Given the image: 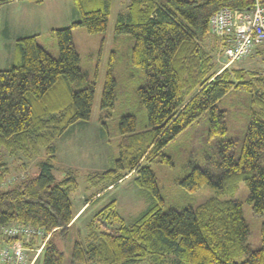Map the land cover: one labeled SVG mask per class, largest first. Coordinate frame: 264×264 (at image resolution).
Segmentation results:
<instances>
[{"label":"trees","instance_id":"obj_1","mask_svg":"<svg viewBox=\"0 0 264 264\" xmlns=\"http://www.w3.org/2000/svg\"><path fill=\"white\" fill-rule=\"evenodd\" d=\"M13 1L0 0V7ZM71 1L78 18L68 27L49 32L57 42V58L38 43V35L25 36L15 41L14 62L0 70V152L44 157L37 162L36 176L25 177L11 188L1 184L6 170L0 159V229L18 224L49 235L38 255L40 264H64L66 243L77 220L70 198L78 188L75 176L56 180L53 175L55 141L72 126L88 123L95 96V80L79 69L72 30L106 32L113 2ZM253 2L130 0L127 10L117 15L114 36L132 38L130 64L144 75L136 94L146 124L136 132L133 115L119 120L121 139L115 166L86 175L88 185L96 189L86 206L126 176H134L140 190L150 191L161 201L150 165L173 166L169 157L158 160L163 148L204 114H208V139L223 138L226 112L218 103L230 92L245 93L259 110L251 111L240 146L233 140L211 143L205 167L193 165L177 180L188 194L209 186L212 197L195 209L163 211L152 205L130 227L124 225L111 201L93 214L87 226L88 240L73 241L70 264H264V77L235 69L214 75L211 58L202 46L208 20L216 11L247 9ZM114 54H110L101 90V112L114 106ZM240 182L245 183L252 211L262 217L257 250L246 244L248 227L242 204L227 199ZM37 239L23 240V244L33 248Z\"/></svg>","mask_w":264,"mask_h":264},{"label":"rangeland","instance_id":"obj_2","mask_svg":"<svg viewBox=\"0 0 264 264\" xmlns=\"http://www.w3.org/2000/svg\"><path fill=\"white\" fill-rule=\"evenodd\" d=\"M130 0H113L108 27L104 33L89 34L84 28L78 27L72 30V43L79 56V69L89 79L95 80V96L91 118L88 123L72 126L55 141L56 155L53 161V175L56 180L65 176L74 175L78 188L71 191L72 211L76 213V223L71 227L68 242L65 248L64 264H70V251L73 241L88 240V223L95 212L102 209L111 201H115V210L123 220L126 227H130L134 220L143 211L157 205L163 211L170 209L180 210L182 208L195 209L213 196V190L209 186L201 187L194 194H188L177 180L186 175L193 165L205 167L206 157L212 145L218 140H233L238 146L241 145L245 131L249 123L251 111H258L257 106L249 102L247 95L240 91L230 92L221 102L219 109L225 111L226 135L223 138L216 137L211 141L208 139V114L201 116L186 131L180 134L174 141L162 149L163 156H158L161 161L163 157H169L173 166L168 164L151 163V170L154 173L156 187L161 201L150 191L140 190L134 182L135 177L130 176L118 183L114 188L101 194L93 205L86 206L85 201L96 192V189L88 185L86 175L92 172H101L115 166L118 158L119 120L126 115L135 117V130L141 132L146 124V116L143 107L139 104L136 88L144 81L143 73L133 69L130 64V50L133 40L128 35L114 36V22L121 12L127 10ZM55 3L64 6L57 9ZM0 70L8 69L12 60V38L17 34H24L21 31L22 24L31 20L26 8L18 3H9L0 7ZM65 8V0H43L39 16L45 19L43 26L29 24L30 29L38 33V43L54 58L58 57L56 39L50 35L51 27L63 28L70 26L75 16L60 19L55 16ZM38 16V15H37ZM20 27H19V26ZM4 27H11L12 34L16 36L4 38L2 31ZM27 29V28H26ZM21 31V32H20ZM20 32V33H19ZM24 36V35H22ZM8 44H10V47ZM3 42L4 48L1 46ZM204 51L211 58L214 75L224 69L242 70L245 72H257L264 77V52L254 51L240 61L226 66L227 60L223 56L221 41L211 33L207 32L206 38L202 41ZM114 51L112 61V72L116 81L115 98L113 108L101 112L99 103L101 90L108 70L109 57ZM40 157H27L22 153L10 155L6 151L0 152L3 169L6 170V178L1 183L5 188L25 177L37 175V162ZM233 199L242 204L244 221L248 227L246 244L251 250L261 247L260 229L262 217L254 214L251 205L247 203L248 191L244 182H240L236 193L227 199ZM18 226L13 224L8 227ZM32 228V227H31ZM33 229V228H32ZM1 230V229H0ZM36 230V229H35ZM0 231V252L11 245L12 240L1 236ZM43 243L36 240L33 248L27 249L28 264H40L38 255L49 235L40 234ZM32 238L26 239L29 242ZM39 244V246H38ZM41 244V245H40ZM37 245V247H36ZM0 264H5L0 258ZM140 264H148L142 262Z\"/></svg>","mask_w":264,"mask_h":264},{"label":"built area","instance_id":"obj_3","mask_svg":"<svg viewBox=\"0 0 264 264\" xmlns=\"http://www.w3.org/2000/svg\"><path fill=\"white\" fill-rule=\"evenodd\" d=\"M208 30L221 41L226 66L258 49L264 52V5L254 0L252 7L247 9L221 8L209 18ZM0 231L3 238L12 240L11 245L0 252L1 260L5 264H28L23 240L40 239L43 232L25 225L6 226Z\"/></svg>","mask_w":264,"mask_h":264},{"label":"crops","instance_id":"obj_4","mask_svg":"<svg viewBox=\"0 0 264 264\" xmlns=\"http://www.w3.org/2000/svg\"><path fill=\"white\" fill-rule=\"evenodd\" d=\"M11 3H18V4L21 5L22 8L23 7L26 8L28 11H30L29 12V16L31 17V20L34 21V23L36 25L43 26V23L45 22V19H43L42 17L39 16V12H40V10L42 9V6H43V0H42V2L40 4H37V3L33 2V1H20V0H15V1L11 2ZM53 6L54 7H57V9H59V8L63 7L64 5L63 4H59V3H55V5H53ZM121 13H123V12H121ZM55 16L59 17L60 19H62L64 17H68V16L69 17L75 16L74 20H76L78 18V14L76 13V11H74V7H73V4H72V1L71 0H65V8L63 10H61L60 12H58ZM32 21H30L28 19L27 20V24H22L23 26H25V28L23 27L21 31L26 32V33L19 34V36H18L17 32H16L17 36H16V34H14V35L12 34L11 27H4V29L2 31V35L4 36V38L11 39V37L16 36V38H14V40L12 38V45H13L12 47H10V44L9 43L7 44L4 41V43H6L8 45V47H10V51H12V56L13 57H12V60L10 61V66L14 62L15 57H16V53H15V41L18 38H21V37L38 35L37 31L34 32V29H30V27H28L29 24H33ZM62 27H68V26L64 25ZM50 29L51 30H54V29H59V28L58 27H51ZM22 35H24V36H22ZM1 46L4 48L3 42H1ZM259 50L260 49H258L257 51H259ZM93 195H95V193Z\"/></svg>","mask_w":264,"mask_h":264}]
</instances>
